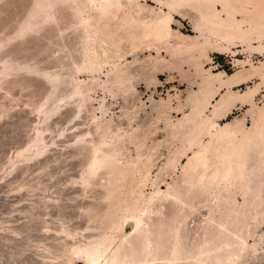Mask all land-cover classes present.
I'll use <instances>...</instances> for the list:
<instances>
[{
    "label": "rangeland",
    "instance_id": "1",
    "mask_svg": "<svg viewBox=\"0 0 264 264\" xmlns=\"http://www.w3.org/2000/svg\"><path fill=\"white\" fill-rule=\"evenodd\" d=\"M0 264H264V0H0Z\"/></svg>",
    "mask_w": 264,
    "mask_h": 264
}]
</instances>
